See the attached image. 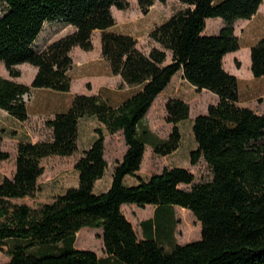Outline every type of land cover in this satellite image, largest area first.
Here are the masks:
<instances>
[{
    "label": "trees",
    "instance_id": "trees-1",
    "mask_svg": "<svg viewBox=\"0 0 264 264\" xmlns=\"http://www.w3.org/2000/svg\"><path fill=\"white\" fill-rule=\"evenodd\" d=\"M137 1L146 12L156 0ZM179 1L185 7L152 30L155 45L146 53L134 36L110 30L116 23L113 8L126 9L129 0H0L5 5L0 14V61L12 77L22 75L20 64L38 68L31 85L0 75L1 109L25 121V95L32 88L70 91L71 52L75 47L93 50L97 30L102 31V53L112 72L122 77V86L136 89L117 105L100 94L77 93L68 110L47 120L50 140L19 143L15 175L0 183V246H7L11 255L6 264H264V112L238 104L239 79L224 66L225 56L241 48L234 26L204 33L209 18L227 23L251 19L264 0ZM56 21L74 29L37 50L45 24ZM251 62L254 76L264 77V37L251 47ZM179 71L199 91L208 89L219 97L193 124L198 146L191 151V163L204 158L212 177L195 182L189 168L173 166L143 179L138 172L148 145L159 155L172 154L181 145L179 124L191 111L182 98L166 103V120L173 125L167 138L145 122ZM86 117L97 118L99 125L95 140L77 161L79 184L38 207L15 202L36 196L44 158L78 150L80 122ZM120 131L127 150L114 168L111 186L96 192L97 181L109 167L106 132ZM8 158L0 133V162ZM128 177L138 182L128 184ZM124 204L156 206L154 217L141 223L143 239L124 213ZM174 205L194 213L202 234L167 247L160 238L170 236L165 209ZM88 226L103 228L106 256L75 246L77 233L80 239L81 229Z\"/></svg>",
    "mask_w": 264,
    "mask_h": 264
},
{
    "label": "rangeland",
    "instance_id": "rangeland-1",
    "mask_svg": "<svg viewBox=\"0 0 264 264\" xmlns=\"http://www.w3.org/2000/svg\"><path fill=\"white\" fill-rule=\"evenodd\" d=\"M258 13L251 19H238L232 23L223 20V26L231 24L239 37L241 48L228 53L224 58L227 71L235 74L240 82V98L238 104L247 106L259 113L264 112V77H255L251 69V47L264 37V4ZM185 5L179 0H167L165 3L156 0L144 11L137 0H129L126 9L113 8L116 18L115 25L110 29L117 33L134 36L138 40V47L149 53L155 45L151 38L152 30L164 23L171 16L183 9ZM5 10V5H0V14ZM214 20L218 18H213ZM220 25L209 24V30L216 32ZM73 28L63 21L48 22L35 43L37 50L61 36L71 32ZM102 31L93 34L94 49L86 51L75 47L71 54L74 64L69 71L71 76L70 91H57L50 88H32L31 93L25 95L29 118L21 121L9 111L0 108V133L3 135V148L10 152V158L0 162V183L5 177L12 178L16 172L17 149L21 141H43L52 138V129L47 125L58 112H63L71 106L73 97L77 93L100 94L113 105L120 104L136 89L128 85H121L122 77L115 75L109 62L105 59L101 47ZM90 58L89 60H87ZM87 60V61H85ZM22 71L19 77H12L5 64L0 61V75L31 85L32 70L29 65L17 66ZM90 85V86H89ZM170 98H182L190 104V116L179 125L183 139L180 147L169 155L156 154L151 145L147 146L142 168L138 172L140 177L148 179L151 175L161 172L165 167L189 168L196 176L195 182L211 179L212 170L204 158L195 165L191 163V151L197 148L193 124L197 115L206 113L210 104L219 101L218 95L208 89L199 91L188 82L183 72L179 71L167 88L157 97L149 109L145 122L161 138H167L173 125L167 122L166 103ZM99 121L95 117L83 118L80 122V139L78 150L69 156L51 155L43 159L45 168L39 178V191L35 197L15 199L18 203H27L38 207L43 203L54 201L55 197L65 193L69 188L79 184V172L76 168L77 161L89 148L96 138V127ZM127 145L123 133L110 134L106 132V158L109 167L103 178L97 181L96 192L108 188L115 166L122 160ZM128 184L138 182L137 177H128ZM189 189L192 184H182ZM128 219L132 222L140 239L144 238L142 221L153 218L156 212L155 205L141 207L137 204H125L122 207ZM169 217L166 232L169 237L160 238L167 247L172 243H187L197 240L202 234V224L194 213L184 207L174 205L165 209ZM79 239L78 233L75 246L80 249L91 250L99 257L106 256L103 228L84 227ZM62 244H60L61 246ZM11 259L7 246H0V264H6Z\"/></svg>",
    "mask_w": 264,
    "mask_h": 264
},
{
    "label": "crops",
    "instance_id": "crops-1",
    "mask_svg": "<svg viewBox=\"0 0 264 264\" xmlns=\"http://www.w3.org/2000/svg\"><path fill=\"white\" fill-rule=\"evenodd\" d=\"M264 3V2H263ZM263 4H261V6H262ZM260 6V7H261ZM262 8H263V6H262ZM260 9V8H259ZM259 11V10H258ZM258 13V12H257ZM256 13V14H257ZM255 14V15H256ZM209 24H212V25H220V27H219V30L218 31H216V32H213V31H210L209 30ZM222 25H223V20L222 19H220V18H218V19H216V20H214L213 18H209L208 20H207V26H206V29H205V31H204V33H206V34H217L219 31H220V29L222 28ZM70 26V25H69ZM72 28H73V26H71ZM74 29V28H73ZM90 58H88L87 60H89ZM87 60H85V61H87ZM20 65H29V66H31V70H32V78L34 79V77H35V75H36V73H37V71H38V68L36 67V66H34V65H32V64H30V63H23V64H20ZM19 66V65H18ZM130 88H134L135 89V87H130ZM93 94H96V93H93ZM79 139H80V134H79ZM97 184V183H96ZM111 184H112V180H111V182H110V184H109V186H108V188L111 186ZM107 188V189H108ZM107 189H105V190H107ZM125 205V204H124ZM123 207V206H122Z\"/></svg>",
    "mask_w": 264,
    "mask_h": 264
},
{
    "label": "bare ground",
    "instance_id": "bare-ground-1",
    "mask_svg": "<svg viewBox=\"0 0 264 264\" xmlns=\"http://www.w3.org/2000/svg\"><path fill=\"white\" fill-rule=\"evenodd\" d=\"M264 4V3H263ZM262 7V6H261ZM261 7H260V9H261Z\"/></svg>",
    "mask_w": 264,
    "mask_h": 264
}]
</instances>
